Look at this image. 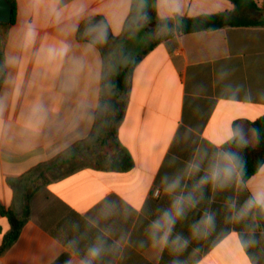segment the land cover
Masks as SVG:
<instances>
[{
  "label": "crops",
  "instance_id": "obj_1",
  "mask_svg": "<svg viewBox=\"0 0 264 264\" xmlns=\"http://www.w3.org/2000/svg\"><path fill=\"white\" fill-rule=\"evenodd\" d=\"M14 1V22L0 23V204L19 215L39 174L78 157L101 130V108L121 67L107 44L133 37V51L146 47L158 23L176 16L264 20V11H238L229 0ZM64 45L62 57L48 58ZM120 97L110 136L132 167L83 166L39 187L0 264H85L93 247L101 255L92 264H264L258 205L246 207L264 193V164L243 181L222 149L233 137L255 146L251 124L264 115V26L175 33L141 57ZM217 162L230 163V181L199 185ZM176 179L179 187L166 192ZM189 193L195 204H185L167 244L158 242L162 232L154 240L153 222ZM209 215L210 226L203 223ZM9 229L0 213V247Z\"/></svg>",
  "mask_w": 264,
  "mask_h": 264
},
{
  "label": "trees",
  "instance_id": "obj_2",
  "mask_svg": "<svg viewBox=\"0 0 264 264\" xmlns=\"http://www.w3.org/2000/svg\"><path fill=\"white\" fill-rule=\"evenodd\" d=\"M235 6L236 10L241 11H264V0H229ZM12 8V20H15V1L7 0ZM146 21V18H143ZM237 24V26H264V20L249 16L245 21L233 22L232 13H218V14H206L196 17H180L176 16L173 20H164L158 23L160 32L157 37L151 39L148 45L143 49L141 55L136 57L132 62L125 66H121L115 80V94L124 96L128 89L129 79L132 75L135 65L139 62L142 56L152 50L158 43L172 38L175 33H194L203 30H214L227 25ZM1 74V73H0ZM1 80V79H0ZM114 123L111 127V133L114 134L116 124L120 119V108L115 113ZM113 121V120H112ZM251 128L255 135V146L248 145L243 139L239 137H233L227 141L222 149L224 153L231 157V160L239 172L243 181L248 180L250 177L259 172L264 164V115L254 121L251 124ZM77 159L74 155L70 159L62 160L48 166L46 169L49 171V176H45L41 173L36 181L29 188L24 196L23 212L19 215L15 210H6L0 204V213L5 216L9 222L10 229L4 235L2 245L0 247V255L3 254L19 237L21 230L29 218V202L31 196L36 192L39 187L45 185L51 181L59 180L80 167L75 163ZM132 167V160L126 153L120 154L115 157L109 166L104 167L109 170L124 171ZM103 168V167H96ZM38 181V182H37ZM256 219L258 223L264 228V209L260 206L256 208Z\"/></svg>",
  "mask_w": 264,
  "mask_h": 264
},
{
  "label": "rangeland",
  "instance_id": "obj_3",
  "mask_svg": "<svg viewBox=\"0 0 264 264\" xmlns=\"http://www.w3.org/2000/svg\"><path fill=\"white\" fill-rule=\"evenodd\" d=\"M249 17L254 18L253 16ZM155 30H152L156 32L151 36L152 39L158 36L160 27L157 26ZM132 38H130L127 43H122V45H120L121 43L115 42H113L114 44H107V52H110L112 64L114 67L117 66V71L119 66H125L138 57L145 47L143 46L141 49L137 48L135 51H133V47H135V45L137 47L138 41H133ZM120 101L121 97L114 94L113 90L112 96L101 108L102 128L100 131L97 129V133L91 136L90 140L83 145L81 152L78 154V157L75 160L77 165L91 167L98 166L104 168L109 166V163L117 156V149L113 145L110 132L115 119L114 115L120 106ZM41 173H43L45 176H49V171H47V169L43 170Z\"/></svg>",
  "mask_w": 264,
  "mask_h": 264
},
{
  "label": "clouds",
  "instance_id": "obj_4",
  "mask_svg": "<svg viewBox=\"0 0 264 264\" xmlns=\"http://www.w3.org/2000/svg\"><path fill=\"white\" fill-rule=\"evenodd\" d=\"M102 35V33H101ZM67 52V46H61L58 49H49L48 58L56 59L57 57H62ZM225 161H230L231 157L226 155L224 157ZM190 168H195L198 170V165L190 164ZM233 173V169L230 163L227 162H217L211 165L209 173L201 178L199 181V185H204L206 183L211 182L213 186L224 187L231 179ZM179 179L173 180L168 183L165 188L166 192H175V190L179 187ZM185 204H191L194 206L195 200L191 193L186 196H178L173 200L172 210L165 211L162 217L153 222L151 228L153 229L152 238L156 240V234L158 232H162V235L159 236V243L167 244L169 234L174 226L177 218H180L184 215ZM253 204L258 205L260 207H264V193L256 194L252 200L248 202L246 207H251ZM203 223L205 225H211L213 223V218L211 215L204 218ZM179 240V238H177ZM90 259L85 261V264H92V260L98 258L101 255V249L97 247H93L89 249L88 253Z\"/></svg>",
  "mask_w": 264,
  "mask_h": 264
},
{
  "label": "water",
  "instance_id": "obj_5",
  "mask_svg": "<svg viewBox=\"0 0 264 264\" xmlns=\"http://www.w3.org/2000/svg\"><path fill=\"white\" fill-rule=\"evenodd\" d=\"M12 8L7 0H0V23H11Z\"/></svg>",
  "mask_w": 264,
  "mask_h": 264
}]
</instances>
